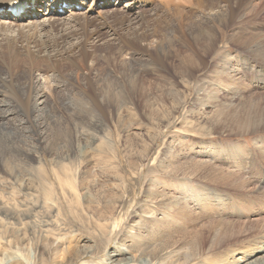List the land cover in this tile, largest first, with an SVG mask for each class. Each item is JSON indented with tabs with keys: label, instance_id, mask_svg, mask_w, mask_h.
I'll use <instances>...</instances> for the list:
<instances>
[{
	"label": "rangeland",
	"instance_id": "374dc122",
	"mask_svg": "<svg viewBox=\"0 0 264 264\" xmlns=\"http://www.w3.org/2000/svg\"><path fill=\"white\" fill-rule=\"evenodd\" d=\"M41 1L44 0L37 1L35 9L47 8ZM165 1L148 0L140 9L143 20L136 19L134 22L137 23L131 26L127 21L119 19L110 20L108 28L98 26V30L93 24L83 28L76 26L70 33L71 38H66L71 45L63 47V50L60 47L57 50H48L40 41L37 34L44 32L41 31L42 26L51 30L43 15L32 18L35 24L29 27L12 26L5 19L2 20L4 22L0 21V42L8 43L10 40L13 46L9 51L0 52V90L3 91L0 98L18 106L19 112L13 111L9 116L10 127L17 144L29 158L27 163L14 164V167L21 171L17 178L9 174L11 165L0 164V245L3 251V254H0L3 258H0L4 260L0 261V264H33L31 248L40 235L58 236L63 241L59 253L46 264H59L60 252L64 254L66 249L73 247L80 248V251H96L100 257L103 256L104 250L105 254L111 253L118 244L120 245L119 240L125 243L121 257L134 253L137 243L150 242L157 247L159 240L152 237L158 227L156 218H163L167 209L173 210L171 216L175 214L179 210L178 198L186 199L185 201L195 208L197 215L205 214L195 222L198 224L197 228L212 219L232 220L247 223L249 228L251 226L250 229L246 228L242 235L237 236L236 240H230V245L224 244L219 251H206L200 257L184 264H201V261L210 264L211 260V264H217L223 259L218 254L222 255L230 249H239L247 244V240H252L260 228H264V186L258 181L260 173L264 176V156L257 151L258 146H264V128L252 131L242 127L243 131L238 130L241 128L238 123L235 124L231 120V123L229 122L230 117L236 114V109L228 106L236 103L239 96L244 99H260L257 107H251L250 111L255 116L248 123L254 125L256 122L254 127L264 124V82H261L264 79H257L258 85L249 90V87L253 86L252 79L249 78L260 77L262 73H253L247 68L249 64L250 67L261 66V69H264V64L256 63L254 60L258 58L240 45L220 39L223 33H264V0L257 1V10L253 14H246L234 21L229 20L228 16L226 20L229 21L220 29L216 22L207 20V24L206 21H200L198 15L203 10L198 5L194 6L183 0ZM212 1L217 3V0ZM92 2L93 0L83 1L79 7L76 6V10L81 8L80 12L85 11ZM101 2L100 0L99 3ZM113 2L114 0H111L107 7L99 9L111 11L114 8L121 13L123 9H127L122 7L126 0L112 4ZM63 8V12H59L60 17H54L60 19L54 24L51 34L57 32L62 22L69 20V8H72L66 5H63ZM97 9L91 12L92 16L98 17L95 11ZM121 13L117 14L118 18ZM38 14L40 16L41 13ZM80 21L82 20L77 22L82 23ZM194 25L212 27L215 35L209 38L205 36L208 40L202 39L205 40L202 44L200 39L196 43L189 33L190 26ZM110 28L114 31L113 35L108 32ZM172 30L174 34L172 33L171 38L169 35ZM161 34L171 40L168 44L171 45L168 58L166 55L160 57L155 46H152ZM142 35L146 39H143ZM74 39L79 41L80 47L73 45L76 43ZM118 47L123 55L109 63L104 54L107 49L115 52ZM224 54L232 57L229 66L231 72L229 69L227 78L223 73L219 74V70L224 68L220 63ZM184 57L187 58V63L184 62ZM191 58L195 59V64ZM131 69L139 77L137 84L141 93L136 97L118 99L108 94H100L106 80H113L115 85L125 81V87H128L130 83L126 82L125 75H128ZM184 71L187 73H183ZM32 73L42 79L41 89L46 95L47 110L41 116L35 115L30 108L35 100V95L29 93L32 90L29 78ZM106 77L108 79H105ZM232 79L234 80L231 81ZM228 80L230 87L224 86ZM116 81L118 83H115ZM238 84L240 86L236 87ZM202 88H212L213 92H219L217 96L206 97ZM162 90L171 91V94L162 97ZM116 101L121 105L120 110H116L114 106ZM69 103L84 106V109L81 112L68 111ZM85 107L88 109L85 110ZM34 117H38L39 122H42L39 129H35ZM54 132L55 135L50 134ZM236 145L244 146L242 152L249 156V163L253 164L251 167L255 169V173L238 170L237 163L233 162L238 155H243L241 150H238L239 154H227L228 157L217 151L227 146L234 149ZM206 155L219 167L237 174L233 180L228 178V182L231 181L234 185L222 188L223 191L225 189L224 193L229 195L224 206L216 205L217 200L212 194L204 192L210 190L209 185H216V182L207 180L208 171L191 172L192 168L182 167L176 172L171 170L173 166L186 165L191 158L199 161ZM218 155L220 158L215 159ZM58 166L69 175L65 177L59 171L61 184L50 176L51 169ZM45 174L50 176L58 200L60 198L56 206L40 207L45 201V190L48 189L43 188L39 176ZM155 188L165 190L168 196L153 194ZM64 190L74 198L68 195L63 198ZM194 194L203 195L201 200L205 204L202 209L204 213L196 206ZM172 200L177 205L173 204ZM159 201L161 202L158 203ZM148 208H151L152 215L156 217L144 213ZM112 214L120 218L113 232L109 227ZM195 223L188 224V230ZM177 231H183V228ZM22 237L23 241H18ZM182 241L181 239L177 244ZM250 242L252 243L248 241L249 244ZM183 250L184 247L167 246L159 253L158 259H164L165 252L171 251L172 260L176 256L179 262H182ZM86 258L90 259V256Z\"/></svg>",
	"mask_w": 264,
	"mask_h": 264
},
{
	"label": "bare ground",
	"instance_id": "6f19581e",
	"mask_svg": "<svg viewBox=\"0 0 264 264\" xmlns=\"http://www.w3.org/2000/svg\"><path fill=\"white\" fill-rule=\"evenodd\" d=\"M37 1L38 0H0V21L4 22L2 20L5 19L6 22L10 23L12 26H17V27L27 26V27H29L31 24L32 25L35 24V21H33L32 18H38V17H41V15H43L45 18L44 21L49 23V25L51 26V30H52V28H54V26H55L54 24H57L58 20L60 19V18L56 19L54 17H60L59 12L60 11L63 12V10L65 9V8H63V5L69 6L72 8V9L69 8V10H71L69 12L70 13L69 14V20L66 23L62 22V24L59 25L57 32H54L55 34H51V30L43 28V26L41 28V31H44V32H38V34H37L38 37L40 38V41H42L43 46L45 48H47L48 50L49 49L57 50V49H59V47L63 50V47L66 48V47H69L71 45L69 43V41L66 40V38L67 37L71 38L70 33L75 30L76 26H81V28H83L85 26H89L90 24H93V25L97 26L95 29L98 30V26L102 27V28H105V27L108 28L109 27L108 23H110V20H115V19H119L121 21L124 20V21H127L129 26L133 25L134 23H137V22H134V20H136V19H140L142 21L143 19H141V18H143V16H141L140 9H141V7H144V5L147 3L148 0H126L125 4L122 7H127V9H125V10L123 9L122 13L116 11V9H114V8H112L111 11H109V10L108 11H105V10L101 11L99 9L102 7H107V5L110 4L111 0H101L102 1L101 4L99 3L100 0H93L91 5H89V8L85 9V11H82V12H80L81 8L79 9V11H77L76 6L79 7L80 3H82L83 1L87 2V0H44V1H41V3L44 6H46L47 8H41L40 7L38 9H35V5L37 4ZM115 1L117 2L119 0H114V2L112 4H114ZM168 1L169 0H166L165 3ZM257 1L258 0H217V3H216L215 1H212V0H183V2H189V3H191V5H194V6L198 5L200 8H202L203 11H201L200 14L198 15L200 21H203V22L206 21L207 24H208L207 20L213 21V23L216 22V25L218 26L219 29L222 28L224 24H227V22L229 20L234 21L236 18L246 16V14H249V13L253 14V12L255 13L257 10V4H258ZM167 5H169V3ZM95 8L99 9V10L98 9L95 10L98 13V17H96V16L94 17L91 15V12H93V10ZM37 13H41L40 16H39V14L37 15ZM118 13L122 14L121 17H119V18L117 16ZM5 16H6V18H3ZM228 16H229V20H226V19H228ZM79 20H82V21H80L82 23L77 22ZM22 22L23 23L26 22V24H23ZM242 23H244V22H242ZM212 29H213L212 27L210 28L207 25H205V26L194 25V26H190L189 33L193 36L196 43L201 40L200 42L202 44L203 41L208 40L206 38L207 36L209 38V37H211V35L212 36L215 35L212 32ZM86 30H87V28H86ZM130 30H131V28H130ZM108 32L110 33V35H113V33H114V31H112L111 28L108 29ZM138 33H139V31H138ZM172 33H173V30L170 31V35H169L170 37L173 36ZM226 34H224V33L221 34L222 35L220 37L221 41L222 40L224 42L232 41L235 44L240 45L242 48H244L248 52H250L253 56L258 58L257 60H254L256 63L263 62V64H264V33L254 32V33H251L249 35H246V34L241 35V34H238L237 32H235V33L229 34V35H226ZM161 35L162 36L160 38L157 37L158 39H156V40L153 39L155 42H154V44H152V46L153 45L155 46V49L157 50L160 57H164V55H166L165 57L168 58V55H167L168 49L171 46L168 44L171 43V40L169 39V37H165L164 34H161ZM142 38L146 39L143 35H142ZM202 39H205V40H202ZM74 40H76V43H74L73 45H78L79 41L77 39H74ZM164 41H167V42L165 43ZM23 42L24 41H22V43ZM144 42H146V41H144ZM23 45H26V44H23ZM78 46L80 47V45H78ZM12 47L13 46L11 45L10 40L8 41V43L0 42V52L5 51V50L9 51V50H11ZM79 47H77V48H79ZM121 48L123 49V47H121ZM76 54L79 55V53H76ZM93 55L96 56L97 54H93ZM121 55H123V54L121 53V50L118 47V49L115 52H110L107 49V53L104 54V58L106 60H108V62L110 63L111 60H114V58L117 59ZM95 56L93 58H95ZM76 57H78V56H76ZM184 58H185L184 62L187 63V58L186 57H184ZM89 60L91 61L92 58ZM191 60H192L193 64H195V62H196L195 59L191 58ZM231 60H232V57H230L227 54L222 55V57L220 58V63L223 65L224 68L219 70V74L221 75L223 73L226 78L229 74V71H228L229 69L231 72V68H229V66L231 64ZM73 61H74V59H73ZM20 62H21V60H20ZM82 62H84V61L82 60ZM189 62L191 63V61H189ZM23 63H24V61H23ZM70 63H72V62H70ZM114 63L115 62H113V64ZM220 63H219V65H221ZM93 65H94V63H93ZM197 65H198V63H197ZM225 66H226V68H225ZM247 66H248L247 67L248 71H250V72H253L256 74L262 73V75L260 77H257V78L254 77V79H253V77L249 78V79H252V82H253V84H252L253 86L249 87L250 88L249 90H253V88H255V86L258 85L257 79H262V80L264 79V69H261V66H254L253 67V65H251L252 67H250L249 64ZM33 71H34V69H33ZM183 73H185V71ZM186 73H187V71H186ZM220 75H217V76H220ZM29 78L32 82V90L29 93L32 96L35 95L34 96V98H35L34 103L31 104L30 108L32 109L31 111L35 115L41 116L47 110L45 91L41 89L42 79L40 78V76H38L35 73H32ZM125 78H127V79H125L126 82L130 83L128 85V87H125L126 86L125 81H122L120 84L115 85V84H113V82H114L113 80H106L103 84V85H105V87L103 86L100 94L101 95L108 94V95L118 99V97H127V96L136 97V95L138 93L142 92L141 88H139L138 84H137L139 82V77L137 76V73H134L131 69L129 74L125 75ZM105 79H108V78L106 77ZM233 80L234 79H232L231 81H233ZM214 81H216V80L214 79ZM229 81L230 80H228V82L225 83L224 86L230 87ZM261 82H264V80ZM115 83H118V82L116 81ZM213 83H215V82H212V84ZM218 83H220V82H218ZM215 84H217V83H215ZM239 84L236 85V87L240 86ZM242 85H244V84H242ZM203 91H204V94L206 97L217 96V93L219 92L216 90L213 92L212 88H206V89L202 88V92ZM1 92H3V91L0 90V93ZM21 92H23V90ZM170 92L171 91L162 90L160 92V96H162V97L167 96L168 94H171ZM2 99L3 98H0V164L11 165L10 170L7 168L9 170V174L11 176H13L14 178H17L20 175L21 171H19L16 167H14L15 166L14 164L16 162L27 163L29 158H27L28 157L27 154H25L24 151L17 144V142H16L17 139L15 140L13 132H12V128L10 127L11 122H9V120L11 119V117H9V116L14 113L13 111H15V113L19 112L18 106L13 105V103L10 101H4L5 99H3V100ZM247 99H249V100H247ZM247 99L241 98V96H239V97H237L238 101L236 103L228 104V106H230L231 108L236 109V114H233L230 117V119L228 118L229 122L231 123V121L232 122L234 121L235 124L238 123V125L241 126V128H239L238 130H241V131H243L242 127L250 128L252 131H254V130L257 131L260 128H264V124H262L261 126L259 124V125H256V127H254L256 122L254 125L248 123V121L253 119V116H255L254 113L250 111V109H251V107H253V108L257 107V105H259V103H260V101H259L260 99L254 100L253 97L247 98ZM85 106H86V104H85ZM114 106H115L116 110L121 109V105H119L118 101H116L114 103ZM80 107L81 106H79V105L69 103V107H67L69 109H67V110L68 111L72 110L73 112H77V111L81 112V110L84 109L83 108L84 106L81 108ZM146 108H149V106H146ZM87 109L88 108L85 107V110H87ZM70 113L72 115V112H70ZM234 113H235V111H234ZM37 118H35V117L33 118L34 122H35V126H36L35 129H39L42 125V122L41 121L39 122L40 119L39 118L37 119ZM225 119H224V121H225ZM30 123H32V122H30ZM223 125H226V124H223ZM64 129H65V127H64ZM51 131H52V129H51ZM50 134L55 135V132L50 133ZM66 135H67V133H66ZM44 136L45 135H43V138H44ZM51 137H54V136H51ZM59 137L60 136H58V138ZM39 138L40 137H38V139ZM40 139H42V138H40ZM69 139H70V137H69ZM243 147L236 145V146H234V149L233 148L231 149L230 146H227V147L221 148V150H217V151L219 154L224 153L225 156L228 157L227 154H230V153L231 154H234V153L239 154V151L241 150V153H243V155L241 157H239L241 154L238 155V158L235 159L233 162L237 163L238 170H243L244 172L251 173V174L253 172L255 173V169L251 167L252 163L251 164L249 163L250 162V160L248 159L249 156L247 154L245 155L244 154L245 152H242L244 150V149H242ZM257 151H258V153L261 152L263 154L262 156H264V146L263 145L258 146ZM206 158H208V155H206V157L204 159H200V160L198 159L199 161L193 160L191 158L190 162H187L186 165L180 164L179 166H173L171 168V170L176 172V171L180 170V168L182 167L183 169L192 168L191 172L208 171V177L206 176L207 180L209 182L210 181L216 182V185H214V186L209 185L208 189H210V190H204V192H206L208 194L209 193L212 194L213 198L217 200L216 205L224 206L229 195L225 194L224 193L225 189L223 191L222 188H223V186L228 187V185H230V186L234 185L233 183H231V181L228 182V180H229L228 178H232L231 180H233V178L237 177L236 176L237 174H235L234 172H232L229 169H223V168L219 167L217 164L210 161L209 158L208 159H206ZM214 158L218 159V158H220V156L218 155V156H215ZM211 160H214V159H211ZM249 164H250V166H249ZM6 167H7V165H6ZM227 167H229V166H227ZM234 167H236V166H234ZM59 171H61V166H58L56 169L52 168L50 176H51V178H55L56 181L58 182V184H61V178L59 177V174H58ZM61 174H63L65 177L69 176V175L65 174L63 170L61 171ZM261 174L262 173L259 174L260 178L258 181L261 185L264 186V183H263L264 176ZM50 176L46 175V174L39 176L40 177L39 178L40 183L42 184L43 188L48 189V190H45V196H44L45 201L42 202V204H40V207H43L45 205H46V207H49L47 205L56 206L57 204H59L58 202H59L60 198L58 200V198L56 196V189L54 188V183H52L51 179H49ZM22 184H23V181H22ZM241 186H243V185H241ZM259 187H261V186H259ZM259 187H257V189H260ZM229 192H230V190H229ZM241 192H239V193H241ZM258 193H263V192H258ZM62 194H63V198H65L64 197L65 195L71 196L66 190H64V192L62 191ZM153 194H158L161 196L167 195L165 190H163V189L159 190L157 188H155ZM238 195H240V194H238ZM142 196H143V194H142ZM202 196L203 195H196V194L193 195V197L195 198L194 201H195L196 206L201 210L202 213H204L202 211V209L204 208L203 206L205 204L202 203V200H201ZM72 198H74V197H72ZM172 198H173V196H172ZM163 199H164V197H163ZM159 200H161V199L159 198ZM173 200H172V202H173ZM185 200L186 199L182 200V199L178 198V201L180 202L179 208H178L179 210L175 214H173L172 216H171V214H172L171 211L173 212V210L167 209V211L163 213V218L162 217L156 218L158 227H156V229L154 230V235L152 237H154L153 239H155V240H159V244L157 247H155V245L153 246L152 243H150V242L137 243V245H135L136 248L134 249L135 252L132 253L130 256H127V257H121V255L125 249V243L122 240L118 241V243H120V245L118 244V246L115 247L111 251V253L105 254V250H104L103 256H101V257L98 256L96 251H93V250H91L90 252L88 250L87 251H84V250L80 251V248L73 247V248L66 249V251H65L66 253H64V254L60 252L59 255H61V256L59 258V261H60L59 264H184L186 261H189L191 259L194 260L195 258L200 257L206 251H211V250H215V249L220 250V248L224 244L230 245L229 243L232 242L230 240H232V239L236 240L237 236L242 235L244 233V230L246 228H249L247 223L246 224L243 222L238 223V222H235L232 220L228 221V220H222V219H212V220L207 221L206 223L202 224L200 227L197 228L198 224L195 222L200 217H204L205 214L197 215V211H195V208H192L188 204V202ZM161 201H163V200H161ZM161 201H159L158 203H160ZM151 202H152V200H151ZM243 203H244V201H243ZM35 204L39 205L38 203H35ZM150 204H152V203H150ZM170 204H171V202H170ZM173 204H176L175 201L173 202ZM227 204H230V203L227 202ZM216 205L214 207H216ZM215 209L216 208H214V210ZM144 213L146 215H152L151 208H148L146 211H144ZM206 215H209V214L206 213ZM152 216H154V215H152ZM154 217H156V216H154ZM118 219H120V218H116V216H113V214H112V217H110L111 223H110L109 227L111 229V232L116 230L118 223L120 222V221L119 222L117 221ZM253 221H255V220H253ZM257 222H259V221L257 220ZM263 222H264V220H263ZM263 222H262V224H263ZM190 223H192V224L195 223V225L190 230H188V228L186 226ZM262 226H264V225H262ZM129 228L133 229V227H129ZM181 228H183V231L178 232L177 230L178 229L181 230ZM250 228H251V226H250ZM252 228H253V226H252ZM255 229H256V227H255ZM92 230H94V229H92ZM104 230H106V229L104 228ZM129 233H131V232H129ZM176 237H178V238H176ZM23 239H24V237L19 238L18 241L22 242ZM181 239L183 241L180 242L179 244H177ZM187 240H189V241H187ZM245 240H246V238H245ZM248 241H252V243L250 242V244H249ZM62 242L63 241L61 240V238H58V236H55V237H47V236L44 237L42 235L38 236L35 239L34 244L32 245V248H31L33 250V255H32L33 264H44V263L46 264L48 260L55 258V256L59 253L58 251H60V245L62 244ZM205 242H207V246H205ZM245 243H247V244L240 247L239 249H230L228 251L226 250L227 252L222 254V255H221V253L218 254V256L221 258L223 257V259L221 260V262H219L217 264H264V228H260L257 232V235L253 236L252 240H247V242H245ZM9 245H7V246H9ZM171 245L172 246L175 245L176 247H180V248L184 247V250L182 252V254H183V257H182L183 261L182 262H179V258L176 256H174V260H172L173 255H171V253H172L171 251H173V250L165 252V258L164 259H162V260L158 259L159 253L161 251H163L167 246H171ZM240 245H241V242H240ZM119 246H121V247H119ZM218 251H216V252H218ZM0 254L1 255L3 254L1 245H0ZM20 254H21V252H20ZM87 256H90V259H87L86 258ZM0 257L3 258L2 256H0ZM1 258H0V261H4ZM19 258H20V256H19ZM211 263H213V260H211ZM201 264H206V262L201 261Z\"/></svg>",
	"mask_w": 264,
	"mask_h": 264
}]
</instances>
